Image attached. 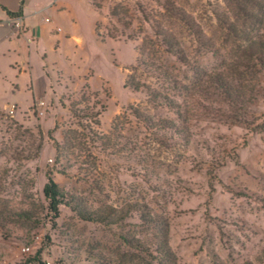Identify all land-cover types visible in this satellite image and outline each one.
Segmentation results:
<instances>
[{"label":"rangeland","instance_id":"374dc122","mask_svg":"<svg viewBox=\"0 0 264 264\" xmlns=\"http://www.w3.org/2000/svg\"><path fill=\"white\" fill-rule=\"evenodd\" d=\"M21 1L0 0V213L36 208L45 220L0 214V264H25L37 250L44 263L100 264L86 261L84 249L118 254L125 234L145 235L136 216L104 227L64 206L52 223L42 192L48 172L62 189L94 201L148 204L166 220L175 264H264V74L239 122L192 116L188 146L169 132L151 134L132 114L174 118L145 89H133L138 82L163 91L142 59L171 68L183 83L195 65L229 59L228 23L247 25L234 2L70 0L22 33L6 19ZM167 38L186 61L167 51ZM67 134L76 147L64 154L54 143ZM117 135L128 147L105 148Z\"/></svg>","mask_w":264,"mask_h":264},{"label":"trees","instance_id":"16d2710c","mask_svg":"<svg viewBox=\"0 0 264 264\" xmlns=\"http://www.w3.org/2000/svg\"><path fill=\"white\" fill-rule=\"evenodd\" d=\"M232 1L237 13L243 15L247 25L240 27L228 23L227 30L235 37L233 53L228 60L223 59L209 68L195 65L194 77L189 83H183L171 68L141 60L140 65L149 76L159 81L163 91L151 90L138 82L131 83L133 89L137 92L145 89L148 101L154 107L166 109L174 115L173 119H154L140 110H134L132 114L151 134L169 132L176 140L188 146L191 141L189 121L192 116L198 113H212L217 117L239 122L240 116L245 113L260 85L261 75L264 74V0ZM164 6H167L165 2ZM7 13L10 16L18 14L9 11ZM163 41L169 53L176 55L181 62L187 60L183 51L177 49L171 39ZM127 84L129 82H126V86ZM54 144L59 152L70 153L76 147L75 136L64 135L62 142L55 141ZM103 144L105 148L113 145H123L126 148L129 142L121 143L117 135V139H110ZM46 178L42 192L46 203V216L52 223L60 217L61 206H64L79 220L104 227H121L126 219L136 216L138 223L146 231L142 236L136 233L125 234L122 238L127 248L122 253L95 247L84 249L86 261L100 264H175L176 256L168 243L166 220L161 215L154 214L148 204L124 202L116 205L94 201L83 194H74L62 189L50 172L46 174ZM35 209L21 208L12 214L4 209L0 214H10L8 217H16L21 223L38 224L45 219L38 217ZM24 263L43 264L41 251L37 250L25 258Z\"/></svg>","mask_w":264,"mask_h":264},{"label":"crops","instance_id":"0c3cea01","mask_svg":"<svg viewBox=\"0 0 264 264\" xmlns=\"http://www.w3.org/2000/svg\"><path fill=\"white\" fill-rule=\"evenodd\" d=\"M70 0H22L21 9L18 14L6 15L7 22L14 25L15 22H20L21 26L17 27L21 29L22 33L29 30L32 27V22L36 21L38 15H42L46 9L53 8L59 9L64 12L66 4H69ZM46 18V17H45ZM26 24L30 26H26ZM16 27V25H14Z\"/></svg>","mask_w":264,"mask_h":264},{"label":"built area","instance_id":"2783aa9c","mask_svg":"<svg viewBox=\"0 0 264 264\" xmlns=\"http://www.w3.org/2000/svg\"><path fill=\"white\" fill-rule=\"evenodd\" d=\"M45 21H49V18L46 17ZM14 25H16L17 27H20V23L19 22H15ZM37 104H38L37 105V113H38L39 116H43L45 114V112H46V110H45L46 109V102H45V100L43 98H40V99H38ZM29 248L30 247L27 245V246L23 247V251L26 252V251L29 250ZM43 264H51V262L49 260H47Z\"/></svg>","mask_w":264,"mask_h":264}]
</instances>
